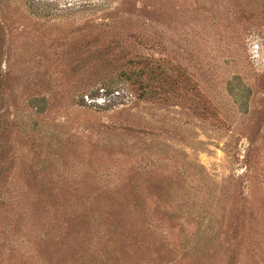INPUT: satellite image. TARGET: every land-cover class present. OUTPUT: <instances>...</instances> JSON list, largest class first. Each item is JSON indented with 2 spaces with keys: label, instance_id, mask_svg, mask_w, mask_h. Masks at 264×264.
<instances>
[{
  "label": "rangeland",
  "instance_id": "374dc122",
  "mask_svg": "<svg viewBox=\"0 0 264 264\" xmlns=\"http://www.w3.org/2000/svg\"><path fill=\"white\" fill-rule=\"evenodd\" d=\"M0 264H264V0H0Z\"/></svg>",
  "mask_w": 264,
  "mask_h": 264
},
{
  "label": "trees",
  "instance_id": "16d2710c",
  "mask_svg": "<svg viewBox=\"0 0 264 264\" xmlns=\"http://www.w3.org/2000/svg\"><path fill=\"white\" fill-rule=\"evenodd\" d=\"M138 63H142L143 66L141 69H139L138 76L142 77V79H145L147 84L148 83H153V84H157L160 85L162 87V84L164 85H170V81H171V75L163 70V69H159V65H154V64H150L149 62H147L146 60H138ZM122 91L117 88V87H107L104 85H99L96 88V93L94 94H87L85 96H81L82 102L84 103V105H88V106H92V107H99L102 104H108V102L113 101L112 104L115 103L117 105H120L123 99V95L121 93ZM152 94L150 95L148 92L145 93V95H143V97H147V98H152L155 95V93H157V90H155L154 92H151ZM120 100L117 101L116 99ZM124 100V99H123ZM199 113V115H205L202 112H197ZM208 113H212L211 111H209Z\"/></svg>",
  "mask_w": 264,
  "mask_h": 264
}]
</instances>
